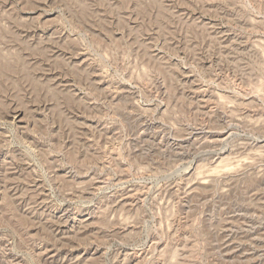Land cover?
<instances>
[{"label": "rangeland", "instance_id": "374dc122", "mask_svg": "<svg viewBox=\"0 0 264 264\" xmlns=\"http://www.w3.org/2000/svg\"><path fill=\"white\" fill-rule=\"evenodd\" d=\"M0 264H264V0H0Z\"/></svg>", "mask_w": 264, "mask_h": 264}]
</instances>
